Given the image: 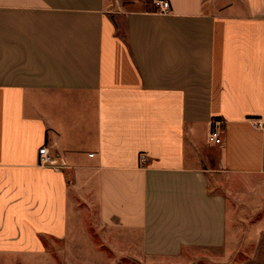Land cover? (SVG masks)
<instances>
[{"label":"crops","instance_id":"0c3cea01","mask_svg":"<svg viewBox=\"0 0 264 264\" xmlns=\"http://www.w3.org/2000/svg\"><path fill=\"white\" fill-rule=\"evenodd\" d=\"M169 1L0 0L3 260L85 222L150 259L226 244L211 175L264 177V0Z\"/></svg>","mask_w":264,"mask_h":264},{"label":"rangeland","instance_id":"374dc122","mask_svg":"<svg viewBox=\"0 0 264 264\" xmlns=\"http://www.w3.org/2000/svg\"><path fill=\"white\" fill-rule=\"evenodd\" d=\"M210 181L212 192L223 194L227 205V241L221 248L189 247L178 256L150 259L135 251L131 241L119 239L114 230L109 241L106 233L85 222V237L81 233L52 243L53 249L42 258L0 257V264H253L264 232V177L219 171Z\"/></svg>","mask_w":264,"mask_h":264},{"label":"built area","instance_id":"2783aa9c","mask_svg":"<svg viewBox=\"0 0 264 264\" xmlns=\"http://www.w3.org/2000/svg\"><path fill=\"white\" fill-rule=\"evenodd\" d=\"M161 7V12L169 11L171 4L169 0H158ZM258 126L264 125L263 121H258ZM209 141L212 144L221 145L224 143V121L220 118H215L212 122V129L209 136ZM39 163L41 165H48L54 168H61L65 165L60 164L56 157L53 156L50 145L45 144L39 149Z\"/></svg>","mask_w":264,"mask_h":264}]
</instances>
